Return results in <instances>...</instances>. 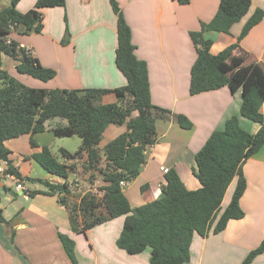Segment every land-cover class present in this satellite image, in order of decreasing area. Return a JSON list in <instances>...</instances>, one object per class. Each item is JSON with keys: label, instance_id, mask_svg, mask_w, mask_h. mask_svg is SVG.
I'll return each mask as SVG.
<instances>
[{"label": "crops", "instance_id": "1", "mask_svg": "<svg viewBox=\"0 0 264 264\" xmlns=\"http://www.w3.org/2000/svg\"><path fill=\"white\" fill-rule=\"evenodd\" d=\"M35 1L19 0L16 8L25 12ZM116 1L131 30L134 53L146 63L151 103L157 107L152 110L156 140L146 149L145 162L138 175L122 187L133 207L162 196V167L174 169L187 188H198L200 184L193 174L196 167L194 155L210 133L222 130L229 118L236 117L239 126L250 133H255L259 124L240 114V90L231 92L223 85L192 95L188 91L190 68L196 56L190 33L198 31L201 23L213 17L219 0H188L184 4L177 0ZM250 1L246 14L233 23L228 32L207 30L203 33V37L211 41L212 54L234 44L221 63L226 75L252 62L259 64L264 71V16L238 39L253 12L257 8L264 9V0ZM9 2L0 0V8ZM40 12V31L25 32L20 25L8 39L28 47L42 66L55 70V76L42 81L19 73L15 68L18 61L4 52L0 53L2 69L35 88L82 91L124 85L125 78L114 61L117 18L109 0H65L64 6L45 7ZM64 17L68 36L65 35ZM120 100L125 105L130 103V97L120 99L113 92L93 99L95 104ZM260 111L264 115V101ZM179 114L191 122L190 127L177 122ZM65 122L60 118L51 119L43 131L33 134L36 146L30 145L29 134L5 141L10 151L8 159L22 177L66 185L77 181L78 185L66 193L50 194L42 183L22 180L27 193L24 194V191L15 190L13 180L0 181L2 215L14 229L13 242H10L9 225L0 222V264H72L59 234L73 240L77 264H150L148 249L128 254L116 246L124 216L81 230L84 225L82 217L74 207L84 195L95 193L97 189L100 192L95 194L100 196V187L105 184L98 175L92 181L88 179L90 171L82 167L86 152L62 160L76 166L65 179L49 173L30 157L42 146L49 145L47 141L52 140L53 125ZM125 130V125H108L98 146L102 148ZM45 136L50 139L45 140ZM241 169L246 181L239 201L244 215L229 220L218 233L210 232L206 237L195 233L190 244V259L184 264H242L250 250L264 238V144L242 163ZM235 183L236 178L226 189L221 212L230 201ZM248 264H264V252Z\"/></svg>", "mask_w": 264, "mask_h": 264}, {"label": "trees", "instance_id": "2", "mask_svg": "<svg viewBox=\"0 0 264 264\" xmlns=\"http://www.w3.org/2000/svg\"><path fill=\"white\" fill-rule=\"evenodd\" d=\"M19 0H10L0 8V53L16 59V71L42 81L55 76V70L42 66L36 57L26 52L9 34L18 26L25 32L40 31L41 12L45 7L64 6L65 0H36L25 12L16 8ZM187 3L188 0H177ZM116 15L117 47L114 61L125 78V83L114 89L86 88L82 91L66 88L30 87L0 67V160L7 162V172L22 181H38L46 186L47 193L68 192L66 183H49L46 180L22 177L8 159L9 150L5 141L22 134H29L31 146H36L33 134L45 129L53 118L64 119L65 124H54L55 136L78 135L81 138L77 150L70 154L76 158L86 152L82 163L90 171V181L97 175L105 182L102 193L84 195L74 210L81 214L85 230L118 216H124L116 246L128 254L149 250L150 264H184L190 259V244L195 233L206 237L210 232L222 231L231 219L244 215L240 198L246 188L242 163L264 144V115L260 107L264 101V71L252 62L236 68L230 75L221 69V63L234 44L216 54L210 52L211 41L203 37L204 31L228 32L230 26L248 11L250 0H219L217 10L208 22H203L198 31L190 33L196 56L190 68L189 94L227 86L231 92L241 91L240 114L257 122L255 133L244 131L236 117L229 118L222 130H214L196 151V167L193 174L200 186L189 189L174 169L164 173L160 185L162 196L138 206H131L122 191L121 180L129 183L139 173L145 162V151L156 140L154 127L155 107L151 103L146 63L134 53L131 30L126 23L116 0H109ZM264 16V9L257 8L244 24L238 39ZM65 35L68 36L67 20ZM113 92L117 98L130 97L125 105L122 100L95 104L96 96ZM161 110V109H159ZM166 112V111H164ZM183 127L191 122L183 115L176 116ZM125 125L126 130L107 142L98 144L108 125ZM64 153V152H63ZM49 173L67 178L74 172V163L58 160L48 146L30 155ZM96 174V175H95ZM236 178L232 196L222 210L221 202L231 181ZM3 180L0 177V181ZM142 188V187H141ZM28 194L31 192L28 191ZM91 218V219H89ZM0 222L9 225V240L13 242L14 229L2 215ZM63 248L72 264H77L74 242L59 234ZM264 252V238L243 259L242 264Z\"/></svg>", "mask_w": 264, "mask_h": 264}, {"label": "rangeland", "instance_id": "3", "mask_svg": "<svg viewBox=\"0 0 264 264\" xmlns=\"http://www.w3.org/2000/svg\"><path fill=\"white\" fill-rule=\"evenodd\" d=\"M50 137L52 138V140L47 141V142H50V143H48L49 149L54 154V156L60 161H62L63 159L65 160V159L69 158V155L73 154L77 150V148L81 142V138L75 134L71 135V136L51 135ZM50 137L45 136V140H49ZM89 178L90 177H88V179ZM98 192H100V191L97 189V191H95V193L98 194ZM220 212H221V209H220ZM89 219H91V218H89Z\"/></svg>", "mask_w": 264, "mask_h": 264}, {"label": "built area", "instance_id": "4", "mask_svg": "<svg viewBox=\"0 0 264 264\" xmlns=\"http://www.w3.org/2000/svg\"><path fill=\"white\" fill-rule=\"evenodd\" d=\"M21 47H24L26 49V52L31 54V51L28 47H25V46H21ZM6 169H7V162L5 160H0V176H1V178L13 180L15 183V190L20 191V192L24 191V194H27L26 188L24 187L22 181L18 180L13 173L7 172ZM161 169L164 173H166L168 171V168H166V167H162ZM119 184H120V186L124 187L127 185V182L121 180L119 182ZM77 185H78L77 181H71L67 184L68 188H72V187L77 186Z\"/></svg>", "mask_w": 264, "mask_h": 264}]
</instances>
